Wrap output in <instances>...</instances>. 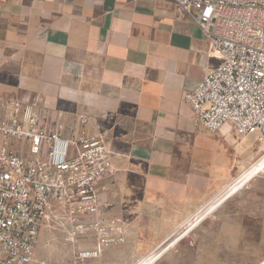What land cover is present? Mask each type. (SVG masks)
Masks as SVG:
<instances>
[{
  "label": "crops",
  "instance_id": "1",
  "mask_svg": "<svg viewBox=\"0 0 264 264\" xmlns=\"http://www.w3.org/2000/svg\"><path fill=\"white\" fill-rule=\"evenodd\" d=\"M209 47L176 0H0V98L36 105L47 129L102 136L115 168L100 195L109 215L180 223L239 189L231 177L256 139L229 125L208 130L187 102L220 62Z\"/></svg>",
  "mask_w": 264,
  "mask_h": 264
},
{
  "label": "built area",
  "instance_id": "2",
  "mask_svg": "<svg viewBox=\"0 0 264 264\" xmlns=\"http://www.w3.org/2000/svg\"><path fill=\"white\" fill-rule=\"evenodd\" d=\"M176 5L208 38V54L220 58L185 94L197 121L263 143L264 0ZM110 153L101 135L66 136L58 125L47 129L32 105L0 98V264H32L43 228L73 239L79 264L125 241L124 222L100 197L115 170Z\"/></svg>",
  "mask_w": 264,
  "mask_h": 264
},
{
  "label": "rangeland",
  "instance_id": "3",
  "mask_svg": "<svg viewBox=\"0 0 264 264\" xmlns=\"http://www.w3.org/2000/svg\"><path fill=\"white\" fill-rule=\"evenodd\" d=\"M39 113L44 116L43 110ZM77 114L79 117L82 113ZM245 146L251 148L252 156L248 164L231 177L233 180L239 176L243 181L231 196L222 197L208 212L202 211L180 223L152 221L137 226L125 221V241L104 248L99 257L84 264H264V168L261 161L256 163L264 153V144L253 139ZM253 163V173L241 174ZM231 181L210 184L220 186ZM197 217L202 218L195 223ZM184 228L186 232L179 240L157 254ZM128 229L132 235H128ZM45 230V239L39 240L32 264H79L73 239H66L57 228Z\"/></svg>",
  "mask_w": 264,
  "mask_h": 264
}]
</instances>
